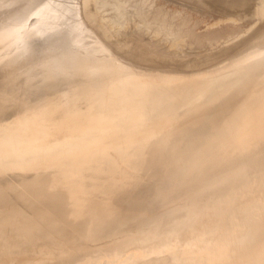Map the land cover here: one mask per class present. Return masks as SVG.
<instances>
[{
  "label": "bare ground",
  "instance_id": "1",
  "mask_svg": "<svg viewBox=\"0 0 264 264\" xmlns=\"http://www.w3.org/2000/svg\"><path fill=\"white\" fill-rule=\"evenodd\" d=\"M17 1L0 0V6H13ZM261 3L259 15L264 14V0ZM7 8L6 14L0 11L5 14H1L4 19L0 21V65L6 68L5 79L11 82L23 75L26 86H33L35 80L42 83L39 87L52 89L33 103L13 91L0 90V100L18 98L22 102L10 121L0 122L7 139H17L22 131H27V136L19 139L21 142L51 140H44L45 134L53 139L87 138L114 131L108 139L111 150H99L98 145L86 143L81 151L90 154L79 153V161L44 164L40 172L47 177L21 175L20 182L8 178L11 182L4 188H16L15 195L21 200L24 196L31 203L41 197L49 204V197L65 198L61 203L52 201L49 208L56 216L46 218L48 222L42 214L36 215L41 222L35 221L20 207H11L7 212L0 209V261L17 255L20 259L14 260L16 264H41L51 259H60L57 264H96L93 258L78 260L81 253L101 247L83 243L86 240L147 243L160 237L166 243L172 240L168 255L144 257L149 247L135 254H126L124 249L114 257H106V264H261L264 43L253 47L251 54L256 55L252 58L225 62L210 76H195L171 87L168 81L126 79L122 73L131 72L113 63L104 65L60 48L69 32L77 33L72 35L74 42L82 39L74 29V0H25L15 10L11 7L7 12ZM157 76L175 80L174 76ZM221 80L225 82L207 99H201L210 85ZM173 94L187 98V103L199 99L193 105L198 111L191 114L192 106L184 109L180 105L175 112L171 110L174 113L170 121L161 123L169 120L161 118L169 117L159 118L156 111ZM123 101L133 103L126 120L115 115L121 113ZM250 147L256 153L252 151L246 160L248 173L238 180V170L242 175V162ZM240 148L243 151L238 155ZM186 149L191 152L180 157ZM200 155L194 171L186 173ZM126 167L133 169L127 181L124 176L117 177L127 171ZM32 168L28 165L21 170L26 176ZM227 172L232 174L233 183L226 185L223 180L210 186L215 177L223 179ZM178 177L182 178L174 187L172 183ZM100 182H114L115 190L99 204L95 201ZM149 183L151 197L147 199L141 191ZM21 217L29 219L19 221ZM192 223L202 224H196L195 232L186 230L177 235L183 226ZM189 232L193 234V245L199 246L194 250L187 246L190 237H184ZM252 238L259 242L245 246Z\"/></svg>",
  "mask_w": 264,
  "mask_h": 264
},
{
  "label": "rangeland",
  "instance_id": "2",
  "mask_svg": "<svg viewBox=\"0 0 264 264\" xmlns=\"http://www.w3.org/2000/svg\"><path fill=\"white\" fill-rule=\"evenodd\" d=\"M20 1L18 0L15 4H12L13 6H0V11L2 10L6 14L5 8L7 7V12L11 10V7L15 10L20 4L25 2V0H22V3ZM189 1L74 0L76 7L74 19L76 26L74 29H78L82 39L74 42L72 35L76 36L77 33L74 31L69 32L66 35L67 41H64V44L60 43L59 47L68 51L73 56H81L104 65L113 63L120 70L131 72L129 75H125V72L122 73L126 79L134 77L140 78V80L159 83L168 81L171 87H174L180 81L191 80L195 76H210L212 72L225 62L226 64L237 61L241 62L256 55L254 53L251 54L253 47L258 45V43H264V14H257V10L260 8L263 0ZM1 12L0 21L4 19L2 15L5 16ZM253 13L255 16L251 15ZM1 24L2 22H0ZM31 60L29 59L30 62H32ZM5 70L6 68L0 65V90L13 91L29 103H33L52 92V89H49L50 86L45 88L44 86L39 87L42 83L36 82V84L34 83L35 80L33 81V86H26L24 82L26 78L23 75L9 82L5 79ZM250 71L251 69L248 72ZM133 73H136V76ZM157 75L174 76L175 80L173 81L169 77H158ZM224 82L221 80L210 85L201 99H207L206 97L210 96ZM239 82L240 80H238ZM57 83L59 81L55 84ZM175 97H178L179 100L175 101ZM180 98L177 94L169 96L165 100L164 105L156 111L159 118L169 117L161 118L169 119L161 123L170 121L172 113L180 105H184V109H189L192 106L190 109L191 114L198 111V106L193 105L199 99L192 100V103H187V98ZM19 101L18 98H14L13 100L11 98L8 102L3 99L0 100V122H7L13 118L15 111L19 108ZM139 105H142L141 102ZM132 106V102L123 101L120 111L122 110L121 113L124 112V115L116 113V118L126 120L130 115ZM172 128L170 127V131ZM113 131L110 130L106 133L87 138L75 136L73 138L53 139L54 137L45 134L44 140L48 138L51 140L42 142L40 138H36L32 141L21 142L19 139L25 138L27 131L18 133L17 139H7L2 130H0V175H3H1L2 177L0 176V190L6 195L3 196L0 193V209L7 212L11 207H20L26 211L29 217H33L35 221L41 222L36 215L42 214L45 221L48 222L49 220L46 218L56 216L54 210L49 208L50 204L54 203L52 201L58 200L55 202L61 203V200L65 197L63 198L60 195H55L52 198L49 197V204H47L41 197L30 203L29 201L27 202L26 197L22 196L24 198V200L22 199L23 202L20 198L16 197L17 189L15 187V189L4 188L8 182H11L8 178H13L14 182H16L21 175L23 177H47L46 174L40 172L44 164L77 162L80 160L79 153L90 154L81 151L83 144L86 143L98 145L99 150H111V143L108 142V139L111 138L110 136ZM70 139H79V141L75 142ZM228 142L231 145L233 144V141ZM241 151H243V148H240L238 155ZM252 151L254 149L250 147L244 161L249 158ZM190 152V150L186 149L179 156L184 157ZM254 153L256 152L254 151ZM200 159L201 155L185 172H193ZM239 160L243 161L242 159ZM244 161L242 162L241 169L243 174L239 175L240 170H238V180L248 173L249 164H247V161ZM28 165H33V168L25 176L21 169ZM126 170V172L118 174L117 177L123 179L124 176V180L127 181L133 169L126 167ZM231 176L232 174L229 172L224 174L223 179L217 176V178L215 177L210 182V186H215V183L218 181L219 184H222L223 180L226 185L231 184L233 183ZM2 178L5 180L3 179V181ZM180 178L182 177H178L173 181L172 185L174 187ZM112 184L114 182L99 183L96 189L95 202H99L100 204L104 201L105 195L109 196L115 190L112 188ZM172 185H169V187L171 188ZM150 192L151 184L149 183V186L141 191V193L142 195L145 194L147 199H150ZM145 196L144 198H146ZM83 203H87V200L83 199ZM29 217H21L19 221H25ZM196 224L202 223L185 225L177 232V235H182L186 230L195 232ZM190 232L184 237H190L189 245L187 246H189L190 250H194V248L199 246L193 245L194 240L191 237L193 234ZM162 239L164 241L158 237L157 239L148 240L147 243H133L131 240H128V243L126 241L96 243L89 239L83 243L97 244L101 247L97 250L95 248L81 253L78 260L93 258V260H96V264H106V257H114L113 255L123 252L124 249L126 254H135V252H141V249L145 247H149V251H145L146 255H143L144 257L168 255L172 240L166 243L165 239ZM258 242V238H252L248 242H245L244 245L252 246ZM173 247L176 249V246L173 245ZM83 254H87V257H83ZM16 256L9 260L6 259L5 262L0 261V264H16L17 259H20L19 256ZM56 261H60V259ZM56 261L55 259H51L47 262L44 261L43 264H57ZM87 262L83 261L77 264H86ZM261 264H264V259Z\"/></svg>",
  "mask_w": 264,
  "mask_h": 264
},
{
  "label": "water",
  "instance_id": "3",
  "mask_svg": "<svg viewBox=\"0 0 264 264\" xmlns=\"http://www.w3.org/2000/svg\"><path fill=\"white\" fill-rule=\"evenodd\" d=\"M14 253V252H13ZM16 253V252H15ZM44 262H42L41 264H43ZM38 264H40V263H38Z\"/></svg>",
  "mask_w": 264,
  "mask_h": 264
}]
</instances>
